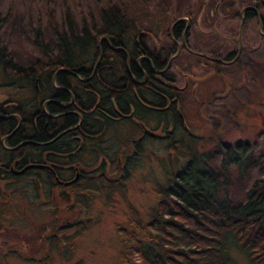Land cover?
Listing matches in <instances>:
<instances>
[{"label":"trees","instance_id":"1","mask_svg":"<svg viewBox=\"0 0 264 264\" xmlns=\"http://www.w3.org/2000/svg\"><path fill=\"white\" fill-rule=\"evenodd\" d=\"M31 1L35 13L43 14L49 34L46 43L41 28L34 29L31 45L39 56L28 64L19 63L0 41V70L13 87L22 90L9 95V102H15L9 112L16 115L7 128L14 127L16 118L21 120L9 140L22 127L25 136L44 139L49 121H42V113L34 127L30 118L38 117L34 111L42 109L31 103L53 97L48 110L56 114L55 130L68 128L73 137L71 148L64 150L71 153L67 163L94 169L80 170L72 183L70 200L84 209L93 201V193L124 189L123 182L146 164L149 141L164 145L174 153L169 158L177 155L178 159V148L187 140L188 159L167 186L158 189L150 219H131L126 227L117 228L120 264H236L229 241L248 264H264V177L254 182L243 202L233 204L220 196L218 180L225 185L231 168H246L251 161L239 143L232 151L219 143L218 160L214 153L207 157L196 152L200 138L190 129L183 130L188 126L181 121V93L172 85L177 72L174 43L160 46L157 38L138 31L121 1L96 0L81 10L72 1L74 14L64 10L62 27L56 23L52 0ZM5 19L0 14V29ZM185 23L177 19L169 32ZM172 34L167 36L173 40L176 34ZM154 132L160 135L153 137ZM213 158L215 164L210 162ZM46 175L43 181L48 187L52 178ZM56 176L61 181L70 179L66 172ZM7 177L8 182L17 178L11 173Z\"/></svg>","mask_w":264,"mask_h":264},{"label":"rangeland","instance_id":"2","mask_svg":"<svg viewBox=\"0 0 264 264\" xmlns=\"http://www.w3.org/2000/svg\"><path fill=\"white\" fill-rule=\"evenodd\" d=\"M72 1L76 2L80 10L89 5L93 6L96 2L52 0L53 9L57 11L56 23L59 27L63 25L64 10L68 9L74 14ZM117 1L127 6L128 14L139 27L138 31L146 32L152 39L157 38L160 46L172 47V43L177 41L176 45H179L182 51L173 59L175 68L191 76L197 72H208V67L200 69L199 66V62L203 63L205 60L198 58L193 52L199 50L208 53L210 47L228 43L225 41L227 37L236 35L241 19L239 10L251 5L253 0ZM0 14L7 18L0 29V41L14 55L15 60L28 64L36 59L39 53L31 45L34 29L41 28L46 43L49 39L43 14L35 13L31 0H0ZM177 19H184V27L169 32L172 23ZM169 33L176 34V37L173 40L168 38ZM184 43H187L186 47L193 52L184 48ZM212 81L213 77L208 75L204 84ZM246 81L249 82L248 77ZM0 86L3 92L8 90L10 96L22 92L17 86L13 87L1 70ZM204 89L195 93L188 89L182 94L185 103L182 108L183 123L184 127L188 126L183 130L190 129L200 138L195 144L196 152L207 157L214 153L218 160L219 143L227 146L229 151H232L237 143L240 144V150L244 149L246 158L251 161L246 168H231L225 185L221 183V179L218 180L220 196L238 204L246 199L247 191L254 182L264 177V72L263 87L259 91H232L227 97H215V111L211 104H200L202 100H209L211 95L203 91ZM224 100H229L228 106L232 116H228L221 107ZM153 142L149 141L144 151L146 164L142 169L134 170L131 177L123 182L124 189H116L109 194L105 191L93 193V201L84 210L83 207L76 208L73 204V214L69 218L74 223L71 229L59 232L51 242L48 238H42L43 244H39L35 251L32 249L33 252L18 247L21 253V256H18L10 251L7 264H74L77 261L82 264H120L122 245L117 228L126 227L131 219L148 221L150 210L157 202L158 189L165 188L171 175L182 169L188 159L186 142L178 148V159L177 155L169 158V155L174 154L173 151ZM215 161L213 158L210 162L215 164ZM71 189L73 193V188ZM64 202L70 204L68 201ZM59 210L63 214V210ZM10 237L16 239V232ZM228 246L229 254L236 259V264H248L245 256L232 241L228 242ZM31 257L35 261L31 260Z\"/></svg>","mask_w":264,"mask_h":264},{"label":"flooded vegetation","instance_id":"3","mask_svg":"<svg viewBox=\"0 0 264 264\" xmlns=\"http://www.w3.org/2000/svg\"><path fill=\"white\" fill-rule=\"evenodd\" d=\"M263 10L264 0H259V2L253 0L251 5L241 8L238 13L241 19L236 35L227 37L225 41L228 43L210 47L208 53L199 50L193 52L186 47L187 43H184V48L205 60L203 63L199 62V66L200 69L208 67V72H197L191 76H188L186 72H181L180 69H177L176 73L171 72L176 78L172 85L181 93L182 108L185 104L182 94L188 89L191 93H195L205 88L203 91L211 95L209 100H202L200 104H211L215 111L217 109L216 102H213L215 97L223 98L232 91H259L263 87ZM176 43L175 40L174 45L177 52L172 55V59L182 51ZM208 75L212 76L214 81L204 84ZM247 77L249 82L246 81ZM35 88L46 89L43 86H35ZM4 91L7 93L3 92V88L0 92L2 130L0 133V264L8 263L10 251L14 255L21 256L18 247L33 252L39 244H43L42 238H48L51 242L56 239L59 232L71 229L74 224L69 219L73 214V202L70 200L72 183L67 184V182L73 179L76 181L80 170L83 173L94 170L79 168L67 163L68 155L71 153L64 150L71 148L73 137L67 131L68 128H63L59 133L58 128L55 130L57 127L56 114L48 110V104L54 102L51 96L47 97L44 102L33 101L31 103L42 109L34 111V115L39 114L38 117L30 118L34 127H38V120L42 113L44 116L46 112L49 114L48 118L46 116L42 118V121L46 119L49 121L45 138L36 137L37 141L34 135L25 136L22 127L20 133L13 140H9L10 136L20 129L21 120L16 118L14 127L7 128L8 120L16 113L9 112V105L15 102L13 100L9 102V92ZM228 104L229 100H224L221 107L228 116H232ZM180 114L182 117V113ZM181 121H184L183 117ZM151 135L158 137L160 134L154 132ZM58 156L63 158L57 161ZM59 171L69 173L70 179L68 181L58 180L56 173ZM9 173L17 178L8 182L6 179ZM46 173H49L52 178L48 187H46V181H43L47 177ZM59 209L63 210V214ZM14 232H16V239L10 237ZM30 259L35 261L32 257Z\"/></svg>","mask_w":264,"mask_h":264}]
</instances>
